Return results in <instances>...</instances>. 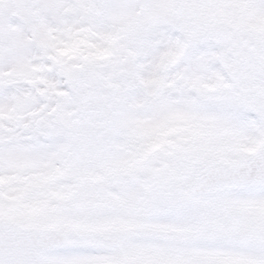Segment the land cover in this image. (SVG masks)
Here are the masks:
<instances>
[{"label":"snow or ice","instance_id":"6c2138e0","mask_svg":"<svg viewBox=\"0 0 264 264\" xmlns=\"http://www.w3.org/2000/svg\"><path fill=\"white\" fill-rule=\"evenodd\" d=\"M0 264H264V0H0Z\"/></svg>","mask_w":264,"mask_h":264}]
</instances>
